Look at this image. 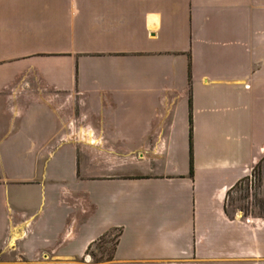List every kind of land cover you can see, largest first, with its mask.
<instances>
[{
  "label": "crops",
  "instance_id": "0c3cea01",
  "mask_svg": "<svg viewBox=\"0 0 264 264\" xmlns=\"http://www.w3.org/2000/svg\"><path fill=\"white\" fill-rule=\"evenodd\" d=\"M263 156L264 0H0V244L20 256L82 264L114 230L102 264H264V219L226 210Z\"/></svg>",
  "mask_w": 264,
  "mask_h": 264
},
{
  "label": "rangeland",
  "instance_id": "374dc122",
  "mask_svg": "<svg viewBox=\"0 0 264 264\" xmlns=\"http://www.w3.org/2000/svg\"><path fill=\"white\" fill-rule=\"evenodd\" d=\"M56 104L61 103V109L59 112L62 115L63 122L66 123V127L64 129L65 132H70L69 131V125L71 126L72 129L76 130L77 134L75 133V142L78 144V153H79V165H83L85 163L84 158L82 157V143L80 141L81 138V127L82 123H87L88 119L84 120L83 122V110L80 107V99L78 97H67L63 96L58 99H55ZM68 125V126H67ZM88 160H86L89 164H96V155H93V152L90 151L88 152ZM96 154V152H95ZM95 156V157H94ZM261 170V169H260ZM89 175H98L96 172H90ZM252 182L254 184H249L247 181L243 182L240 186L235 188L230 194L229 198L227 199L226 202V210L229 214H238L241 216H247L250 217L251 212L253 211L250 207H247L242 209V205L245 204L242 201V198L247 196V203H252L255 198L258 197L264 198V178L261 176V181H257V175L255 177H250ZM118 237V232L111 230L109 231L106 235H103L97 241L91 246L86 254L84 255L83 258L77 259L76 261H79L82 264H102L106 260L107 256L112 253L115 243L117 241ZM34 257L27 256L25 257L24 255H19L17 251H14V247L9 246H4L3 244H0V264H10L11 261H18V263L15 262V264H42L37 262L39 259L36 257L34 260H29ZM45 259H47L45 257ZM97 260H101L102 262L96 263ZM10 261V262H9Z\"/></svg>",
  "mask_w": 264,
  "mask_h": 264
},
{
  "label": "trees",
  "instance_id": "16d2710c",
  "mask_svg": "<svg viewBox=\"0 0 264 264\" xmlns=\"http://www.w3.org/2000/svg\"><path fill=\"white\" fill-rule=\"evenodd\" d=\"M189 143H190V148H189V152H190V163H189V172L190 175H192V147H191V132H190V139H189ZM261 169V170H260ZM255 175H257L258 180L257 181H261V176L264 178V156L252 167L250 175L247 177H244L243 179L239 180L235 186L233 187V189L229 190L227 192V199L229 198V194L238 186H240L243 182L247 181L250 185L254 184V182H252V180H250V177H255ZM247 196L242 198L243 204L242 205V209L247 207H250L253 211L251 212V216L252 218H262L264 219V198H255V200L252 203H247ZM247 217V216H244ZM88 251V250H87ZM112 259V253L109 254L106 258V261H110ZM102 262L101 260H97L96 263H100Z\"/></svg>",
  "mask_w": 264,
  "mask_h": 264
}]
</instances>
